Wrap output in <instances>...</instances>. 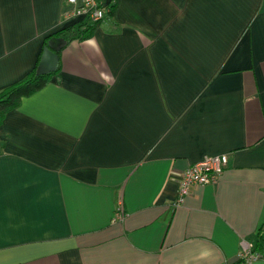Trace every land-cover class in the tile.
I'll return each mask as SVG.
<instances>
[{"label":"crops","instance_id":"1","mask_svg":"<svg viewBox=\"0 0 264 264\" xmlns=\"http://www.w3.org/2000/svg\"><path fill=\"white\" fill-rule=\"evenodd\" d=\"M69 11L0 0V90ZM59 65L0 127V264L237 260L264 223V0H120ZM219 154L175 206L181 173Z\"/></svg>","mask_w":264,"mask_h":264},{"label":"trees","instance_id":"2","mask_svg":"<svg viewBox=\"0 0 264 264\" xmlns=\"http://www.w3.org/2000/svg\"><path fill=\"white\" fill-rule=\"evenodd\" d=\"M120 4V0H114L110 3V10L108 12V17H115L117 8ZM100 22L94 23L88 20L79 21L71 26L62 28L51 35H48L43 43L42 50L40 52L39 58L36 65L32 71H30L26 77L12 83L11 85L0 90V127L3 124L7 114L18 108L25 97L35 94L40 89L45 87L51 80V78L57 74L60 70V65L58 68L50 73L39 75L37 74V69L41 61L43 54V48L47 45L49 39L52 37L64 38L67 44L74 40H86L89 39L96 30ZM252 252L259 253L264 257V223L260 226L254 237L252 238ZM231 264H248L243 256H240ZM258 264H264L258 263Z\"/></svg>","mask_w":264,"mask_h":264},{"label":"built area","instance_id":"3","mask_svg":"<svg viewBox=\"0 0 264 264\" xmlns=\"http://www.w3.org/2000/svg\"><path fill=\"white\" fill-rule=\"evenodd\" d=\"M70 5V11L66 14L79 21L88 20L90 22H101L110 10V3L106 0H66ZM229 157L227 154L206 155L201 160L191 164L179 176V191L175 206L180 205L192 188L197 185L214 183L227 168ZM121 206L118 207L117 216L123 217L120 213ZM248 264H258L264 262V257L259 253L252 252V244H247L240 255Z\"/></svg>","mask_w":264,"mask_h":264},{"label":"water","instance_id":"4","mask_svg":"<svg viewBox=\"0 0 264 264\" xmlns=\"http://www.w3.org/2000/svg\"><path fill=\"white\" fill-rule=\"evenodd\" d=\"M67 44L61 37H52L43 48V54L39 63L37 74L43 75L56 70L59 66V51Z\"/></svg>","mask_w":264,"mask_h":264}]
</instances>
